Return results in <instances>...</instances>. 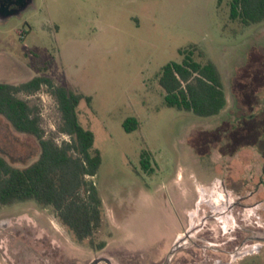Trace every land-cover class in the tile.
<instances>
[{"label":"rangeland","instance_id":"rangeland-1","mask_svg":"<svg viewBox=\"0 0 264 264\" xmlns=\"http://www.w3.org/2000/svg\"><path fill=\"white\" fill-rule=\"evenodd\" d=\"M230 3L33 0L0 17V83L46 75L93 98L79 117L102 152L93 241L106 242L80 243L53 209L19 202L0 208V264H264V21H232ZM192 45L222 74L227 105L217 116L164 102L158 76ZM20 97L39 109L47 138L69 140L48 87ZM131 117L141 125L128 133ZM144 150L153 174L142 169ZM40 153L0 116L1 156L25 167Z\"/></svg>","mask_w":264,"mask_h":264},{"label":"trees","instance_id":"trees-1","mask_svg":"<svg viewBox=\"0 0 264 264\" xmlns=\"http://www.w3.org/2000/svg\"><path fill=\"white\" fill-rule=\"evenodd\" d=\"M230 19L245 26L262 23L264 0H231ZM180 54L183 60L166 64L158 76L165 104L200 117L219 115L227 105V96L217 65L198 45L181 49ZM44 86L61 113L58 131L69 140L59 143L47 138L39 109L20 97L36 94ZM84 100L91 104L93 98L56 85L46 75L20 85L0 83V116L17 132L35 137L41 149L38 159L25 167H16L0 155V208L27 201L51 208L77 241L90 239L91 245L101 250L106 242L95 246L93 238L102 226L103 199L93 178L103 158L95 146L94 132L80 121L79 106ZM140 125L138 118L131 117L124 122V129L131 133ZM141 166L148 174L155 172L150 151L141 153Z\"/></svg>","mask_w":264,"mask_h":264},{"label":"water","instance_id":"water-1","mask_svg":"<svg viewBox=\"0 0 264 264\" xmlns=\"http://www.w3.org/2000/svg\"><path fill=\"white\" fill-rule=\"evenodd\" d=\"M32 1L33 0H23V2L21 3V6L17 9H11L9 6L6 7L4 5H1L0 6V17L5 19V18H8L10 16L17 15V14L21 13L23 10H25L27 7H29V5L32 3ZM183 239L184 238H180L179 242H181ZM101 263L113 264L111 259H109L107 257H99V258L93 260L90 264H101Z\"/></svg>","mask_w":264,"mask_h":264},{"label":"flooded vegetation","instance_id":"flooded-vegetation-1","mask_svg":"<svg viewBox=\"0 0 264 264\" xmlns=\"http://www.w3.org/2000/svg\"><path fill=\"white\" fill-rule=\"evenodd\" d=\"M23 2V0H0V6L1 5H4V6H9L11 9H17V8H19L20 6H21V3ZM213 191H214V186L212 185L211 186V189L209 190V192L212 194L213 193ZM206 194V193H205ZM254 198L255 197V192H253L252 194H251V198ZM202 200H204V199H202ZM214 203V202H213ZM230 217V220L232 219L233 221H234V219H233V216H229ZM192 229V228H191ZM199 230V232H201V230L202 229H198ZM239 252H241V250L239 251Z\"/></svg>","mask_w":264,"mask_h":264}]
</instances>
